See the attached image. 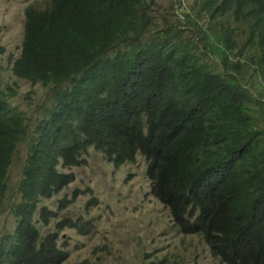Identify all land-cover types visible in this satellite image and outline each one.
I'll list each match as a JSON object with an SVG mask.
<instances>
[{
  "label": "trees",
  "instance_id": "trees-1",
  "mask_svg": "<svg viewBox=\"0 0 264 264\" xmlns=\"http://www.w3.org/2000/svg\"><path fill=\"white\" fill-rule=\"evenodd\" d=\"M155 3L27 7L13 71L49 88L51 104L36 123L16 187V230L0 245L7 264H60L68 252L58 232L88 228L67 218L42 238L35 213L75 181L59 166L83 165L90 148L116 169L145 156L154 196L174 215L200 209L193 222L185 219V231L204 229L215 253L233 248L224 255L229 264H264V0H208L197 16L184 10V24L165 18L154 31ZM16 95L0 88V203L28 135L25 111L10 100ZM39 212L45 224L56 216L47 206Z\"/></svg>",
  "mask_w": 264,
  "mask_h": 264
},
{
  "label": "rangeland",
  "instance_id": "rangeland-1",
  "mask_svg": "<svg viewBox=\"0 0 264 264\" xmlns=\"http://www.w3.org/2000/svg\"><path fill=\"white\" fill-rule=\"evenodd\" d=\"M153 15L157 24L154 31L161 29L165 18L172 22L181 19L185 12L193 16L208 0H155ZM51 0H0V39L5 46L0 55V88L8 86L17 90L10 98L12 104L24 110L28 119V135L15 153L9 170L8 185L0 203V245L2 239L17 227L14 205L20 200L16 191L23 176L27 152L36 129L37 121L51 104V90L41 83L17 76L13 71L14 61L19 57L24 36L25 9L28 5L46 8ZM206 23L207 20H200ZM189 38H196L192 33ZM194 42L196 40L194 39ZM205 41L202 40L201 47ZM86 162L81 166L64 168L65 173L74 172L75 181L59 194L39 204L55 211L56 216L45 224L40 212L35 221L42 237L56 232L60 220L81 219L89 221V232L68 227L58 232L59 245L69 252L62 264H151L166 257L178 264H220L210 247L199 235L185 234L174 223L171 212L151 193L152 182L146 173L147 160L138 155L135 163H127L116 169L103 153L90 148L84 154ZM87 187L93 192H81ZM79 190L78 196H75ZM76 197V198H75ZM93 197L98 203L90 202ZM62 199L69 200L63 205ZM150 254V256H147ZM7 256L0 263L7 264Z\"/></svg>",
  "mask_w": 264,
  "mask_h": 264
},
{
  "label": "clouds",
  "instance_id": "clouds-1",
  "mask_svg": "<svg viewBox=\"0 0 264 264\" xmlns=\"http://www.w3.org/2000/svg\"><path fill=\"white\" fill-rule=\"evenodd\" d=\"M29 6V5H28ZM27 6V7H28ZM27 7H26V9H27ZM36 7V6H35ZM48 7V6H47ZM46 7V8H47ZM38 8V7H37ZM26 9H25V20H26ZM42 9H45V8H42ZM24 30H25V28H24ZM23 39H24V36H23ZM1 40V39H0ZM22 43H23V40H22ZM2 44V43H1ZM3 45V44H2ZM4 46V45H3ZM5 46H4V52H5ZM21 50H22V44H21ZM4 52L2 53V54H4ZM20 54H21V51H20ZM20 54H19V56H20ZM1 55V54H0ZM19 58V57H18ZM15 62V61H14ZM13 66H14V64H13ZM142 156V155H141ZM143 157H145V156H143ZM146 158V157H145ZM146 160H147V158H146ZM148 165H149V162H148V160H147V167H148ZM146 173H147V169H146ZM148 175V174H147ZM149 177V176H148ZM150 178V180H151V182L153 183V180H152V178L151 177H149ZM151 193H152V187H151ZM45 200V199H44ZM160 200V199H159ZM161 201V200H160ZM162 202V201H161ZM164 205H165V207H167L166 206V204L164 203V202H162ZM167 209L171 212V215H172V218H173V221H174V223H175V225L182 231V232H184L185 234H187V235H189V234H194V235H199L202 239H203V241L210 247V250H211V252H212V255L216 258V259H218L219 260V263L220 264H229V262L227 261V260H225L224 259V255L225 254H227V253H229L230 251H232V249L233 248H231V247H229V246H227L226 245V247L224 248V250L222 251V252H220V253H215L214 252V248H213V246L211 245V243L209 242V239L212 237V236H209L208 234H207V232L203 229V230H199V231H189V232H187V231H185L182 227H181V225H185V226H187V224H189V223H187L186 221H185V219H187V220H190L191 222H193L196 218H197V216L199 215V213H200V209L199 208H197V209H195L193 212H192V209H187V211L184 213V214H182V215H180L179 213L177 214V215H174L173 214V211L170 209V208H168L167 207ZM38 210V209H37ZM38 211H40V210H38ZM89 222V221H88ZM90 223V222H89ZM65 228V227H64ZM78 230V229H77ZM79 231V230H78ZM79 232H82V233H88L89 232V227L85 230V231H79ZM42 237V236H41ZM43 238V237H42ZM5 241H4V239H2V241H1V243L3 244ZM57 242H58V244H59V237L57 238ZM5 246H7V242L4 244ZM59 248H61V246L59 245ZM63 248V247H62ZM67 251V250H66ZM68 252V251H67ZM147 256H150V254L149 255H147ZM68 257H69V252H68V254H67V256L64 258V260L60 263V264H62L63 262H65L67 259H68ZM165 259H167L166 257H164L163 259H160V260H165ZM160 260H158V261H160ZM168 260V259H167ZM158 261H155V262H152L151 264H155V263H157Z\"/></svg>",
  "mask_w": 264,
  "mask_h": 264
}]
</instances>
